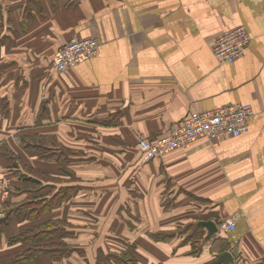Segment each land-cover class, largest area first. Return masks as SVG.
Masks as SVG:
<instances>
[{
    "label": "crops",
    "instance_id": "crops-1",
    "mask_svg": "<svg viewBox=\"0 0 264 264\" xmlns=\"http://www.w3.org/2000/svg\"><path fill=\"white\" fill-rule=\"evenodd\" d=\"M240 26L251 39L244 55L219 61L214 41ZM75 38L98 39V54L55 73ZM235 104L254 110L242 136L144 161L141 139ZM0 169L15 176L0 264H98L128 250L140 264H211L237 247L233 264H264V0H0ZM42 197L50 214L15 212ZM199 219L236 230L200 241L199 259L181 239L152 237ZM54 222L60 235L10 242ZM54 246L68 255L59 260ZM31 247L50 253L18 263Z\"/></svg>",
    "mask_w": 264,
    "mask_h": 264
},
{
    "label": "built area",
    "instance_id": "built-area-1",
    "mask_svg": "<svg viewBox=\"0 0 264 264\" xmlns=\"http://www.w3.org/2000/svg\"><path fill=\"white\" fill-rule=\"evenodd\" d=\"M250 36L243 26L236 27L221 36L213 44L212 52L222 62L234 63L240 59L250 44ZM101 42L93 38H75L59 49L53 71L65 73L96 56ZM254 110L250 105L235 104L210 111H194L184 122L155 142L141 139L138 149L145 162L186 150L200 141H215L222 138H237L249 129ZM13 179L0 172V206L11 196ZM5 213H0L4 217ZM219 231L229 233L236 230L233 220L218 225Z\"/></svg>",
    "mask_w": 264,
    "mask_h": 264
},
{
    "label": "trees",
    "instance_id": "trees-1",
    "mask_svg": "<svg viewBox=\"0 0 264 264\" xmlns=\"http://www.w3.org/2000/svg\"><path fill=\"white\" fill-rule=\"evenodd\" d=\"M9 157L10 160H13L14 162V166L16 168V170L18 169H21L20 167V164H19V157L18 156H11V155H7ZM48 156H52V154H48ZM50 159H53V160H56L58 161L60 159V157L58 159H54L52 157H48ZM43 159H46V158H43ZM67 160V159H65ZM14 170V169H13ZM25 171V170H24ZM0 172L6 174V175H9L12 177L13 181H14V174L12 173V171H10V169H6V170H2L0 169ZM20 173V171H19ZM76 180V179H75ZM11 191V195L14 196L15 195V189L13 188V185L10 189ZM63 192H66V190H62L59 192L58 194V197H57V200H60V196ZM72 194H76L75 193H72ZM11 196V197H12ZM72 197V196H70ZM10 201L6 202V204H8ZM56 208L55 204L53 203V201H50V200H45V197H42V198H39V199H36L35 200H31L29 201L26 205L24 206H19L17 207L16 209V213L20 212L21 214H26V217L28 219H33V221H36L38 220L42 215L44 214H50L52 212V210H54ZM9 213H8V217H9ZM8 217L6 216L5 218H3V220H7ZM11 217V215H10ZM203 219H199L197 222H196V227L194 228V230L196 229L197 231V235L199 236V239L197 241H193V237H191L189 235L185 236L186 235V230L185 231H180L176 234V236L173 237V235H162L161 233H156L154 235H152L154 241H160V242H167V241H170L172 240L173 238H176L177 240L181 239L183 241L181 242H184L186 245L185 246H190L191 247V250H189L188 256H191V257H194L195 259H199L202 255V251H201V247H200V241H203L205 238H206V233L208 234V231L207 229H205L204 227L200 226L199 225V222H201ZM5 221H2L3 223H5ZM217 224H220L221 222L225 221L224 219L221 220V219H217ZM58 222H54V223H49V225L45 224V225H42V227H36V228H33V229H30L28 230V232L26 231L25 233H23L22 235H19L17 236L16 238H14L11 242V244H14V243H19V242H30L31 240V236H33V239H37V238H40L41 235H46L45 232L47 233H56V235H60L61 232L59 231V229H55L56 226H57ZM60 225V224H58ZM191 227V226H190ZM189 227V228H190ZM36 229V230H35ZM187 229V228H186ZM45 230H48V231H45ZM207 232H205V231ZM2 232L1 230V227H0V233ZM185 234V235H184ZM228 238L227 236L225 235H222L221 238L219 239V241H221L223 243V247L220 248V251H218V254L220 255L222 252H225L227 249H228ZM31 242H34V240H32ZM30 242V243H31ZM197 245V247H193V245ZM226 244V246L224 247V245ZM173 245V244H172ZM183 245V244H182ZM135 245H133L134 247ZM179 245H174L175 248H179L178 247ZM132 246L129 247V249H131ZM63 250V246H59L58 249L54 246V253L56 255V258H58L59 260H61L63 258V255L67 256L69 253L68 250H64V252L62 253ZM177 252V249L174 250V254ZM50 251L45 249V247H42V248H39V247H34V248H30L29 249V254L25 257H22L20 258L21 260L17 261L18 263H29V262H32L34 259H36L37 256L39 255H47L49 254ZM177 255V254H175ZM221 256V255H220ZM219 256V257H220ZM105 256L103 255H100L99 256V259H98V264H101V262H104V259H107L106 262H108L107 264H140L139 263V260L136 259V257H134L132 255L131 252H124L122 253L121 255H108L106 256L107 258H104ZM218 256L216 257L219 258ZM215 259V260H216ZM214 260V262H215ZM213 263V261L211 262ZM207 264V263H205Z\"/></svg>",
    "mask_w": 264,
    "mask_h": 264
},
{
    "label": "water",
    "instance_id": "water-1",
    "mask_svg": "<svg viewBox=\"0 0 264 264\" xmlns=\"http://www.w3.org/2000/svg\"><path fill=\"white\" fill-rule=\"evenodd\" d=\"M200 226L204 227L208 231V235L206 236V240H209L218 232L217 224L214 221H206L200 222ZM239 254L238 247L235 248L232 252H227L222 254L215 262L211 264H233L235 257Z\"/></svg>",
    "mask_w": 264,
    "mask_h": 264
},
{
    "label": "rangeland",
    "instance_id": "rangeland-1",
    "mask_svg": "<svg viewBox=\"0 0 264 264\" xmlns=\"http://www.w3.org/2000/svg\"><path fill=\"white\" fill-rule=\"evenodd\" d=\"M22 169V168H21ZM29 173H30V171H29ZM30 174H33V175H38V174H35V173H30ZM11 197V196H10ZM10 200V199H9ZM8 200V201H9ZM7 201V202H8ZM1 212H6V208H5V203L3 204V205H1L0 206V213ZM187 228V229H186ZM186 230V236L188 235V237H189V235L191 236V237H193V241H197L198 239H199V236L197 235V231H196V229L194 230V228L193 227H184V228H175V232H180V231H185ZM171 235H173V234H171ZM221 237V236H220ZM193 247H197V245H193ZM126 252H128V251H126ZM104 258H107V257H104ZM107 261V259H104V262H101V264H107L108 262H106Z\"/></svg>",
    "mask_w": 264,
    "mask_h": 264
},
{
    "label": "bare ground",
    "instance_id": "bare-ground-1",
    "mask_svg": "<svg viewBox=\"0 0 264 264\" xmlns=\"http://www.w3.org/2000/svg\"><path fill=\"white\" fill-rule=\"evenodd\" d=\"M218 232H219V231H218ZM218 232H217V233H218Z\"/></svg>",
    "mask_w": 264,
    "mask_h": 264
}]
</instances>
